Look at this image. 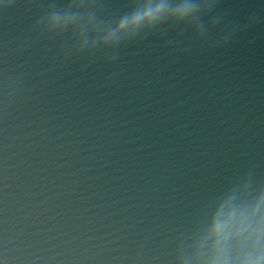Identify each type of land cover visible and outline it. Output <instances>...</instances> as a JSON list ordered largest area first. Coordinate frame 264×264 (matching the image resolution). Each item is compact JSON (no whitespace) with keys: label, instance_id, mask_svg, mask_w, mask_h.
<instances>
[{"label":"water","instance_id":"1","mask_svg":"<svg viewBox=\"0 0 264 264\" xmlns=\"http://www.w3.org/2000/svg\"><path fill=\"white\" fill-rule=\"evenodd\" d=\"M29 23L22 9L0 15V44ZM139 63L146 68L150 59ZM178 71L187 76L180 85L167 81L151 93L137 91L139 83L101 93L87 81L67 100L44 90L0 124V245L16 264H55L135 220L163 219L179 207L173 200L194 202L242 169L264 175V40ZM210 80L241 86L250 134L222 136L224 101L192 111L184 95L169 99V88Z\"/></svg>","mask_w":264,"mask_h":264},{"label":"clouds","instance_id":"2","mask_svg":"<svg viewBox=\"0 0 264 264\" xmlns=\"http://www.w3.org/2000/svg\"><path fill=\"white\" fill-rule=\"evenodd\" d=\"M17 9L30 23L0 44V124L44 90L61 91L67 100L86 81L101 93L133 83L140 93L167 81L174 88L187 79L178 71L184 66L264 40V0H0V15ZM144 57L146 68L139 63ZM168 91L170 100L184 95L181 103L192 111L224 101L230 111L218 125L227 140L252 132L251 101L238 84L210 80ZM172 204L179 207L163 219L135 220L55 264H264V175L255 168L194 202L181 196ZM53 259L37 257L45 264ZM18 260L0 245V264Z\"/></svg>","mask_w":264,"mask_h":264}]
</instances>
